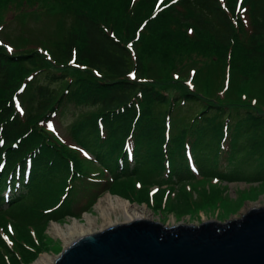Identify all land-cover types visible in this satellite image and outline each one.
Segmentation results:
<instances>
[{"label": "trees", "instance_id": "obj_1", "mask_svg": "<svg viewBox=\"0 0 264 264\" xmlns=\"http://www.w3.org/2000/svg\"><path fill=\"white\" fill-rule=\"evenodd\" d=\"M37 2L46 10L60 6L70 19L40 47L49 55L36 50V41L0 44V226L8 231L9 222L30 244L16 241V252L0 238V264L28 262L37 252L32 229L77 216L104 191H138L147 201L152 182L145 177L156 173V202L165 195L170 201L162 185L170 190L185 179L186 187L195 171L227 182L264 181V0H0V26L14 17L1 12L10 3ZM172 54L220 60L258 86L255 100L233 99L237 86L228 83L212 96L197 83L201 92L194 91L172 78V68L161 82L145 56ZM16 98L31 107L21 111ZM185 102L200 110L171 133L172 111ZM66 103L95 106L68 134L100 167L93 183L82 155L46 127ZM183 199L193 205L189 194Z\"/></svg>", "mask_w": 264, "mask_h": 264}, {"label": "rangeland", "instance_id": "obj_2", "mask_svg": "<svg viewBox=\"0 0 264 264\" xmlns=\"http://www.w3.org/2000/svg\"><path fill=\"white\" fill-rule=\"evenodd\" d=\"M46 6V5H45ZM45 6L39 2L35 4H22L14 6L12 3L7 5V7L2 9L3 18L10 20V17L14 16L11 22L3 25L0 28V40L7 42L6 39H12L13 41H36L38 43L37 49L42 53H47V51L41 49L44 44H48L49 38H57L59 33L58 26H62L64 23L66 12L59 10V7L51 10H46ZM26 11H28L26 13ZM69 18V16H68ZM70 19V18H69ZM69 19L67 23L69 25ZM22 39V40H20ZM30 39V40H29ZM38 40V41H37ZM138 50V49H137ZM139 51V50H138ZM49 55V53H47ZM156 58V59H155ZM153 60H156L157 63H153ZM150 61V63H149ZM151 64L154 68V75H162L163 78L161 82L167 78L168 68L173 70V79H180L185 82L189 87L194 91H198V88L195 83L200 88L206 89L207 94L212 96L213 91L222 89L220 93L226 86L227 83L231 87H236L238 92H232L233 99H239L242 97L243 100L249 98V100L254 101V94L251 90H258V86L251 81H248L245 77H242L239 73L235 72L233 69H228L227 66L222 65L223 63L220 60H217L214 57H206L202 55H193L192 58L181 57L180 55L172 54L167 58H164L162 55L157 56H145V64ZM72 64V63H70ZM176 69V70H175ZM195 69V72H193ZM225 71V74L222 72ZM238 79H233L231 84L229 80L232 77ZM222 75V79H221ZM227 75V76H226ZM240 75V76H239ZM134 74H131L130 77H133ZM229 78V79H227ZM195 80V81H194ZM194 81V82H193ZM56 84H52L55 86ZM213 90V91H212ZM234 90V89H233ZM173 93H176V90H172ZM202 93H206L205 91ZM26 96H24L25 98ZM261 101H264L260 98ZM24 110L30 106V103H22ZM22 105L21 111L23 110ZM161 107L160 109H162ZM95 109V106L90 105H77L74 103H66L60 109V111L50 120L47 124L48 128L53 132V134L61 141H64L68 147H71L74 150H77L82 155V165L87 164L88 170L90 171V176L86 179H89L92 183L94 180L100 177L99 170L100 167L91 161L92 153L90 150L77 145L73 139L69 137L70 127L74 122L79 120V118L86 112ZM200 110L198 103L195 102H185L178 104L172 111L171 120L169 123L170 132H177L183 128L187 121L192 115L197 113ZM264 164L260 165V168H263ZM225 168L230 169V165ZM255 168V167H254ZM106 174V173H105ZM146 180H150L152 184L149 185L148 196L145 200L144 196L139 197L136 195L137 192H132L133 195L125 197L123 189L120 188L115 190V193L110 191L102 192L98 198L92 203V205L85 211L79 212V214L73 218H76L78 222L84 223V218L82 215L87 213L89 217L93 220L95 224V229H101L105 226L104 221L101 216L103 209L109 212L111 218V223L113 222H123V215L120 214L118 206L116 205L115 198H119L130 206H135L136 208H145L147 213H150L151 219L159 221L166 226H171L177 223H193L198 224L201 221L214 219L216 221H225L232 218H238L244 211L249 207H253L252 204H258L257 206L264 205V181L257 180L251 181V178H248L247 181L236 180L227 182L225 180H219L209 177H202L199 174L195 175V178L188 180L189 183L182 186V182L185 179L180 180L179 182L172 185V188L162 186L166 190L163 195L168 194V199L171 202L174 201L173 197L177 195V200L175 201L171 209L165 204H169L170 201L167 199V196H162V199L154 201V195L158 192V181L159 173L153 174V176L145 177ZM186 181V180H185ZM139 181L136 180L135 183ZM78 181H75V187H77ZM138 185V184H136ZM139 186V185H138ZM168 190V191H167ZM185 194H189L190 199L193 201V205L186 203L183 199ZM183 193V194H182ZM82 191L77 190L75 194V200L77 203L82 200ZM179 198V199H178ZM112 202L113 204L111 205ZM76 203V205H77ZM165 205V206H163ZM72 216H64L61 219L49 220L46 222L43 229L35 232L34 229L31 230V235L34 238L36 244L37 252L34 254L28 262L22 264H33L34 261L43 254L52 256L53 258L58 255V253L66 246L63 241V238L53 234V227L50 226L51 222L57 223L59 226H64L69 224ZM118 219V220H117ZM6 231L0 226V238H2L5 245L11 249L18 252L20 248L19 245H16V241L24 242V244H30L23 239H19L17 236L16 230L13 228V225L9 222H6Z\"/></svg>", "mask_w": 264, "mask_h": 264}, {"label": "water", "instance_id": "obj_3", "mask_svg": "<svg viewBox=\"0 0 264 264\" xmlns=\"http://www.w3.org/2000/svg\"><path fill=\"white\" fill-rule=\"evenodd\" d=\"M52 264H264V205L223 222L113 224L72 240Z\"/></svg>", "mask_w": 264, "mask_h": 264}, {"label": "bare ground", "instance_id": "obj_4", "mask_svg": "<svg viewBox=\"0 0 264 264\" xmlns=\"http://www.w3.org/2000/svg\"><path fill=\"white\" fill-rule=\"evenodd\" d=\"M115 201H116V205L118 206V210L120 214L123 215L124 223L129 222L134 219H151L150 213L149 212L147 213V210L144 207L136 208L135 206H131V205L129 206L127 202L119 198H115ZM110 203L111 205L113 204L112 202ZM252 205L257 206L258 204L255 203ZM101 216L103 219H106V221H104L105 226H103L101 229H104L113 224L123 223L121 221L111 223L109 212L105 209H103V211L101 212ZM82 217L84 218V221H85L84 223L78 222L76 218L72 217L70 223L66 224L64 228L62 226H59L57 223L51 222L50 226L53 227L52 228L54 230L53 234H55L56 236L62 237L64 243L67 245L68 243L72 242V240L77 239L80 236L101 230V229H98V230L95 229V224L87 213H84ZM53 260L54 258L52 256L43 254V255H40L34 261L33 264H52Z\"/></svg>", "mask_w": 264, "mask_h": 264}]
</instances>
